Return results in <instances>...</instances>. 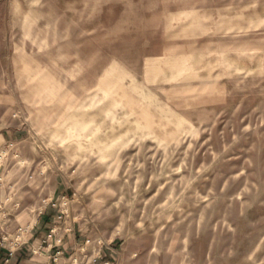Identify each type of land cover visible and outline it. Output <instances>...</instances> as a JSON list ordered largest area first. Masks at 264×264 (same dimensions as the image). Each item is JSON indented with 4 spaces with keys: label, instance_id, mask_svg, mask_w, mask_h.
<instances>
[{
    "label": "rangeland",
    "instance_id": "374dc122",
    "mask_svg": "<svg viewBox=\"0 0 264 264\" xmlns=\"http://www.w3.org/2000/svg\"><path fill=\"white\" fill-rule=\"evenodd\" d=\"M173 3L0 0V135L13 139L0 140V201L13 198L10 236L28 232L68 187L62 210L86 240L127 248L131 264H264V58L229 68L228 90L212 99L153 87L162 72H143L142 58L158 53L160 9ZM181 77L193 79L185 68ZM45 121L63 127L37 135ZM189 124L216 127L192 148L169 147ZM85 126L91 141L47 147Z\"/></svg>",
    "mask_w": 264,
    "mask_h": 264
},
{
    "label": "crops",
    "instance_id": "0c3cea01",
    "mask_svg": "<svg viewBox=\"0 0 264 264\" xmlns=\"http://www.w3.org/2000/svg\"><path fill=\"white\" fill-rule=\"evenodd\" d=\"M160 10L165 14L158 53L142 58L143 72L148 64L162 72L155 88L169 93L194 91L198 98L212 99L213 93L228 90L229 68L245 66L240 61L248 55L256 60L264 58V0H174L172 8ZM184 68L193 79H180ZM172 78L175 81H170ZM179 95L174 98L176 103L185 99ZM15 136L23 142L19 140L22 134ZM0 140L7 143L13 139L4 133ZM64 188L56 195H63ZM59 197L40 212L9 263L8 253L0 249V264H52L57 253L58 264L132 263L127 248L92 246L89 240L87 244L86 228L74 221L75 214L62 215Z\"/></svg>",
    "mask_w": 264,
    "mask_h": 264
},
{
    "label": "clouds",
    "instance_id": "9594fccd",
    "mask_svg": "<svg viewBox=\"0 0 264 264\" xmlns=\"http://www.w3.org/2000/svg\"><path fill=\"white\" fill-rule=\"evenodd\" d=\"M239 111V109H237ZM63 120V118H61ZM49 126L51 127H63V124L61 121H57L56 124H52L51 121H45L42 126L39 127L37 131V135H45L48 132ZM216 125L213 124L210 128H204L202 131L196 127H194L192 124H189L187 126V130H180L178 132V136L176 139L173 140L172 145H169V147L175 146V148H178L184 143H188L189 148H192L195 143L199 141V138L204 135L205 133H212L215 129ZM94 134L89 132V129L87 126L85 127H78L75 132H70L68 130L66 136L60 137V136H53L51 142L47 145V147H59L63 149L66 145H69L73 141H79L81 139H87L88 141H91L93 139ZM147 139V138H146ZM207 143V141H205ZM133 141H128V144L125 145V147L132 145ZM161 147H164L163 144L160 145ZM175 148L173 150H175ZM76 158H73L71 162H74ZM100 163H103V158L98 161ZM247 164L250 168L255 167L256 161L253 158H249L247 161ZM119 165V158L117 157L116 163L112 165L113 168H117Z\"/></svg>",
    "mask_w": 264,
    "mask_h": 264
},
{
    "label": "built area",
    "instance_id": "2783aa9c",
    "mask_svg": "<svg viewBox=\"0 0 264 264\" xmlns=\"http://www.w3.org/2000/svg\"><path fill=\"white\" fill-rule=\"evenodd\" d=\"M3 158L1 157L0 160ZM1 170V167H0ZM1 182V179H0ZM13 202V198H7L5 202L0 201V249L6 251L8 253V260L6 263H9L10 259L13 258L14 254L16 251L23 246V237L27 233L26 231L20 229L18 232L10 236L6 229H5V221L8 218V214L6 213V209L8 207V204ZM69 201L66 200V198H62V203L59 206L60 209L62 207H68L69 206ZM16 208H19V205H16ZM62 215L65 216L68 213V210H62ZM55 231H51V234H54ZM87 244H89V241H86ZM58 256L59 253H57L54 258L52 259V264H58Z\"/></svg>",
    "mask_w": 264,
    "mask_h": 264
}]
</instances>
